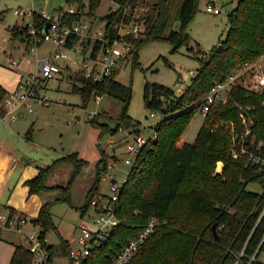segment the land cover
Returning <instances> with one entry per match:
<instances>
[{
    "label": "trees",
    "instance_id": "obj_1",
    "mask_svg": "<svg viewBox=\"0 0 264 264\" xmlns=\"http://www.w3.org/2000/svg\"><path fill=\"white\" fill-rule=\"evenodd\" d=\"M86 2L90 5V15H99L103 0H69L80 8ZM198 4L199 0H153L147 16L146 37L135 41L134 65L139 64V51L149 41H169L174 45L173 51L184 42L189 45L185 31L198 11ZM4 13L0 10V19ZM102 18L114 22L120 17L107 14ZM36 21L39 26L44 25L41 17L36 16ZM177 23H180L178 29ZM229 23L225 41H220L207 59L201 60V68L183 93L177 94L156 83L146 84L145 105L161 118L155 127L157 140L136 159L121 187L116 206L119 225L110 231L100 247L92 251L84 264H113L121 249L137 238L152 220H157L154 232L129 264H263L258 254L253 261L252 257L264 237V168L246 159L235 160L231 154L230 132L212 129L218 122H233L241 132L244 127L240 114L250 107L248 113L255 118L254 135L264 142V91L258 93L235 87L228 103L214 105L204 117L195 142H181L183 133L200 111L204 97L213 85L224 81L243 64L264 56V0H238L229 14ZM27 30L21 31L17 26L12 29L15 38L27 34ZM117 74L97 81L79 71L74 78L79 84L74 85L73 92L81 95L84 106L93 97L102 96L122 104L115 129L101 123L104 115L90 118L91 124L104 133H117L122 127L140 133V130H134L140 122L133 121L128 115L132 86L117 80ZM7 93L8 89L0 83V103ZM3 112L1 110L0 114ZM31 135L32 129L27 132L28 139ZM220 161L224 166L218 172ZM63 162L75 165L74 179L87 164L76 152L41 168L38 176L27 182L30 193L58 189L63 196L56 203L72 204L74 179L65 187L49 188L47 185L53 166ZM107 165V157L103 154L98 163L97 182L88 193L82 211L83 217L92 201L101 197L99 184L102 174L108 171ZM251 183H260L263 192L249 190ZM53 206L54 203L44 204L39 216L30 221L39 226L44 240L51 230L57 229ZM10 213L17 215L15 210ZM48 248L55 258L69 256L71 245L62 239L58 245L48 244ZM33 258V253L20 244L10 264H32Z\"/></svg>",
    "mask_w": 264,
    "mask_h": 264
},
{
    "label": "rangeland",
    "instance_id": "obj_2",
    "mask_svg": "<svg viewBox=\"0 0 264 264\" xmlns=\"http://www.w3.org/2000/svg\"><path fill=\"white\" fill-rule=\"evenodd\" d=\"M150 1L152 3L153 0ZM208 2L209 0H199L198 11L185 31L188 40H190L189 45L184 42L176 51H173L174 45L169 41H149L139 51V64L137 66L133 63V54L130 60L125 61L117 71V80L132 86L128 115L133 121L140 122L138 129L134 130H140L141 135L146 138L153 136L155 127L161 120L159 116L153 117L152 113L155 111L148 109L145 105L146 84L164 85L173 89L177 94H181L176 91L178 85L182 84L187 88L201 68V60L207 59L211 49L220 41H225L227 37L230 29L229 14L238 4V0H218V6L222 13L217 15L207 11ZM110 5L111 0H103L98 9V14L104 15ZM71 6L78 7V4L69 3V0L1 1L0 10L5 12L0 19V83L3 86L10 88L14 79L18 77L16 73L8 69L12 59L22 61L20 73L35 72L36 70L37 55H32L27 51V42L23 40L25 35L14 37L12 29L18 24V17L14 10L22 8L28 11L43 8L51 13L56 9ZM50 49L51 46L46 43L39 46V57L45 58ZM28 59L32 62H27ZM76 75L77 73L64 70L57 77V80L51 82L52 86L58 85L59 89L51 87L46 92L50 105L38 106L33 113L13 123L14 127H32V138L35 142L42 145L44 150L50 151L57 158L77 152L80 159L87 161L75 179L76 167L74 164L66 162L58 165L57 173L63 179L57 182L58 185L65 187L72 179L74 181L71 187L72 204L59 202L54 208L56 215L54 222L57 229L51 230L47 236H50L51 242L57 244L61 243V236L69 237L72 235L71 237H75L78 235L83 223L92 229L95 228L93 223L96 218L95 207L91 205L84 217L82 211L87 204L88 193L97 182V164L102 159L103 154L107 157V163L119 160L115 171L110 172L116 176L119 186L123 184L129 170V165L125 164L127 153L123 144L124 134L120 130L117 133L111 131L104 133L90 122L91 117L104 115L101 118V123L108 124L115 129L116 119L122 111V104L114 98L102 96L99 99L93 97L87 106H84L81 95L73 92L74 85L79 84L74 80ZM93 114L94 116H92ZM34 120L36 121L34 122ZM203 123L204 116L200 111H197L192 122L183 133L182 140L186 143H194ZM7 124V122H1L0 127ZM219 163H221L220 169H218ZM223 166L222 161L218 162L217 171L221 172ZM104 176L102 174V180L99 184L101 197L96 198L102 202L104 197H111L112 195V182L110 179L104 180ZM53 181L54 179L50 181L51 184ZM248 189L259 193L263 192L260 183H251ZM54 192L57 199L63 196L61 190ZM80 222L81 225L76 230V225ZM5 238L6 236L3 239L6 240ZM73 246L74 244H72ZM6 253V249L0 252L1 264L5 262ZM259 261L264 264V254L259 257ZM55 264H70L69 256H61Z\"/></svg>",
    "mask_w": 264,
    "mask_h": 264
},
{
    "label": "built area",
    "instance_id": "obj_3",
    "mask_svg": "<svg viewBox=\"0 0 264 264\" xmlns=\"http://www.w3.org/2000/svg\"><path fill=\"white\" fill-rule=\"evenodd\" d=\"M150 0H126L119 2L111 0L104 15H90V5L84 3L81 8L71 6L59 8L53 12L41 9L22 8L14 10L18 17L17 27L27 34L23 40L27 42V51L37 55L35 72L20 73L22 61L12 59L8 69L18 75L16 84L7 88L8 93L0 103V122L13 124L24 119L35 111L36 107L50 105L46 92L48 89H59L58 85L51 82L57 80L64 70L72 73L83 71L87 77L100 81L116 74L121 65L135 52V41L146 37L147 16L150 12ZM207 11L212 14H221L218 0H209ZM107 14H116L119 20L111 22L103 19ZM29 18H26V17ZM36 16L43 19L44 25L39 26ZM28 21L26 22V20ZM49 25L48 31H46ZM49 44L51 49L45 58H40L38 48L42 44ZM38 53V54H37ZM264 56L255 62H247L236 69L224 81L216 82L210 92L204 97L200 112L205 117L214 105L228 103L231 91L235 87L245 88L249 91L261 93L264 91ZM27 62L31 63L30 59ZM74 68V70H73ZM5 87V86H4ZM6 88V87H5ZM185 87L178 85L177 92L183 93ZM98 99L100 97H97ZM251 108L240 114L244 129L238 132L233 122H219L212 129H224L232 136L231 154L235 160L246 159L253 165L264 168V142L258 141L254 135L253 127L255 118L248 113ZM94 116V114L92 115ZM159 116V113H152ZM124 134L123 144L127 153L125 164L129 165L127 176L136 159L144 149H149L157 140L156 133L146 138L141 133L133 132L124 127L120 128ZM119 161V160H117ZM117 161L108 163L104 180L112 182L111 197H104L103 202L98 199L92 201L95 207V228H90L86 223L80 226L78 235L72 238L74 246L70 250V264H84L92 251L100 247L109 237L110 231L119 225L116 206L119 201L121 186L117 184L114 173ZM32 225L33 229L27 231L26 226ZM157 220H152L148 227L135 239L127 243L118 253L113 264H129L140 251L146 239L154 232ZM36 226L26 216L11 215L10 212L0 211V235L5 231L20 233L23 245L33 253L32 264H55L48 248L47 239H42ZM264 254V237L261 240L252 261L256 256ZM243 252L241 253V256Z\"/></svg>",
    "mask_w": 264,
    "mask_h": 264
},
{
    "label": "crops",
    "instance_id": "obj_4",
    "mask_svg": "<svg viewBox=\"0 0 264 264\" xmlns=\"http://www.w3.org/2000/svg\"><path fill=\"white\" fill-rule=\"evenodd\" d=\"M16 80L17 77L14 79L10 88L15 86ZM38 118L36 119L38 120ZM35 121L36 120H34V122ZM30 129H32V127H14L13 124L9 123L4 127H0V211L11 212V210H15L17 215H24L31 221L39 216L44 204L54 203L52 209L54 220L56 216L54 214V208L57 204L56 200H58L54 191L58 189H50L41 193L31 194L27 182L37 177L41 168L50 166L61 158H57L50 151L44 150L42 145L35 142L32 135L31 139H28L27 132ZM181 142L184 141L182 140ZM60 164L62 163H57L53 166L47 180L49 188L59 187L60 185H58L59 183L57 182L63 180L57 173V168ZM52 179H54V181L51 184L50 181ZM80 225L81 222L76 225V230ZM25 229L30 231L33 229V226L29 224ZM36 231L40 232V228L37 227ZM5 236L6 240L3 239ZM71 236L72 235L66 237L64 235L61 236V239L69 241L72 246V244H74L72 242L74 236ZM47 242L50 245H58L53 241L51 242L50 236H47ZM20 244H23V240L20 233L17 231H5L0 235V252L5 249L7 250L4 257L5 262L3 264H10L15 249ZM59 258L60 257L56 259L55 257V262Z\"/></svg>",
    "mask_w": 264,
    "mask_h": 264
},
{
    "label": "water",
    "instance_id": "obj_5",
    "mask_svg": "<svg viewBox=\"0 0 264 264\" xmlns=\"http://www.w3.org/2000/svg\"><path fill=\"white\" fill-rule=\"evenodd\" d=\"M179 26H180V23H177V26H176V28L178 29V28H179ZM48 28H49V25L47 26V28H46V31H48ZM214 231L216 232V229H215V227H214Z\"/></svg>",
    "mask_w": 264,
    "mask_h": 264
},
{
    "label": "bare ground",
    "instance_id": "obj_6",
    "mask_svg": "<svg viewBox=\"0 0 264 264\" xmlns=\"http://www.w3.org/2000/svg\"><path fill=\"white\" fill-rule=\"evenodd\" d=\"M218 166H219L218 169H220L221 168V163H219Z\"/></svg>",
    "mask_w": 264,
    "mask_h": 264
}]
</instances>
